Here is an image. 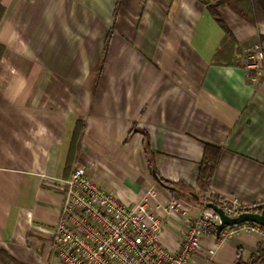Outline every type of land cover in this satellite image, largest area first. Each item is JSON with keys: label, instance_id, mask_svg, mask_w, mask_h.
Segmentation results:
<instances>
[{"label": "crops", "instance_id": "1", "mask_svg": "<svg viewBox=\"0 0 264 264\" xmlns=\"http://www.w3.org/2000/svg\"><path fill=\"white\" fill-rule=\"evenodd\" d=\"M0 7V252L21 264H61L50 244L64 198L53 185L80 165L125 203L154 189L151 203L166 205L176 197L155 173L194 193L210 144L222 149L212 188L264 201V63L248 74L235 48L216 57L225 32L202 0H0ZM218 11L242 50L261 45L264 24L226 5ZM80 118V153L67 171ZM178 199L193 207L167 222L169 248L200 214V203ZM211 244L215 254L204 248L193 264H251L264 247L248 232L206 237L204 247Z\"/></svg>", "mask_w": 264, "mask_h": 264}, {"label": "built area", "instance_id": "2", "mask_svg": "<svg viewBox=\"0 0 264 264\" xmlns=\"http://www.w3.org/2000/svg\"><path fill=\"white\" fill-rule=\"evenodd\" d=\"M263 63L262 45L237 55V64L248 74L260 73ZM53 188L64 198L50 244L61 264H193L204 248L210 255L217 251L214 244L204 247L206 237L220 241L242 232L252 234L264 245V226L254 222L228 226L217 236L219 216L203 204L198 217L179 227V244L169 248L162 242L167 222L174 214L191 210V204L178 198L166 205L152 204L154 189L135 203H125L100 186L84 165L54 183ZM207 196H214L216 204L232 217L264 213V201L247 202L213 188Z\"/></svg>", "mask_w": 264, "mask_h": 264}, {"label": "trees", "instance_id": "3", "mask_svg": "<svg viewBox=\"0 0 264 264\" xmlns=\"http://www.w3.org/2000/svg\"><path fill=\"white\" fill-rule=\"evenodd\" d=\"M202 1L206 5L210 14L222 26L225 32L220 48L216 53V57L218 56L219 52L223 49L235 48V53H236L235 62L237 63V55L240 52H242V48L237 45L234 34L232 33L230 28L227 26V24L219 14L218 9L221 5H226L248 23L252 25L264 24V0H218L215 4H212L207 0H202ZM2 10L3 9L0 7V18H1ZM261 42H262L261 45L264 48V35L261 36ZM2 49L3 48L0 46V56ZM104 55L105 53L102 55V58L95 66L97 77L100 76L102 71ZM85 126H86L85 119L80 118L76 121L71 144H70V149L68 153L67 164H66L67 171L73 166V163L79 156L80 147L84 136ZM221 151L222 149L218 146L206 144L198 174V181H197L198 190L195 191L194 193L185 192L181 194L174 188L171 189V193L174 195V197L185 198L188 199L189 201L200 203L201 205L208 204L209 201L213 203H217L215 197L211 196L210 198H208L207 193L212 188V184H211L212 177L216 165L218 163ZM158 177H159L158 181L161 184L173 185L170 182L166 181L165 179L161 178L160 176ZM65 178H68V176ZM185 188L190 189V187L188 186ZM0 258L5 264H21L20 262H18L17 260H15L14 258H12L11 256H9L4 252H0ZM261 263L264 264V247L260 249V252L257 255H253L251 257V264H261Z\"/></svg>", "mask_w": 264, "mask_h": 264}, {"label": "water", "instance_id": "4", "mask_svg": "<svg viewBox=\"0 0 264 264\" xmlns=\"http://www.w3.org/2000/svg\"><path fill=\"white\" fill-rule=\"evenodd\" d=\"M157 180L159 177L156 175ZM168 189H173V186L162 184ZM207 207L213 209L219 216V222L215 224L216 235L219 236L221 232L228 226L236 225L242 222H254L264 226V213H254V212H245L241 213L238 216L232 217L227 215L224 210L218 206L216 203L209 202Z\"/></svg>", "mask_w": 264, "mask_h": 264}, {"label": "rangeland", "instance_id": "5", "mask_svg": "<svg viewBox=\"0 0 264 264\" xmlns=\"http://www.w3.org/2000/svg\"><path fill=\"white\" fill-rule=\"evenodd\" d=\"M262 264V263H261Z\"/></svg>", "mask_w": 264, "mask_h": 264}]
</instances>
